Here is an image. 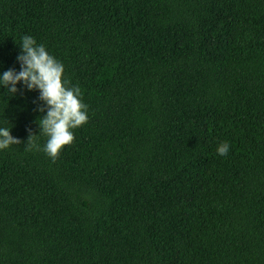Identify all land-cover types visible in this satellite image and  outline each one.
I'll return each mask as SVG.
<instances>
[{
  "label": "trees",
  "instance_id": "1",
  "mask_svg": "<svg viewBox=\"0 0 264 264\" xmlns=\"http://www.w3.org/2000/svg\"><path fill=\"white\" fill-rule=\"evenodd\" d=\"M24 35L89 121L26 151L39 92L0 88V264H264V0H0V74Z\"/></svg>",
  "mask_w": 264,
  "mask_h": 264
},
{
  "label": "clouds",
  "instance_id": "2",
  "mask_svg": "<svg viewBox=\"0 0 264 264\" xmlns=\"http://www.w3.org/2000/svg\"><path fill=\"white\" fill-rule=\"evenodd\" d=\"M21 53L17 56L20 71L9 69L0 74V88L6 93L17 94V85L23 83L28 91H38L39 101L43 102L36 111L45 113L36 123L39 126L37 135L29 128L26 151L42 150L55 160L66 146L75 141L74 130L86 125L89 121L88 106L83 102V94L79 86H73L65 75V66L49 53L43 44L30 35L21 37ZM12 128L0 127V150L9 149L22 142L13 137ZM40 137H46L41 148ZM217 152L225 156L229 152V144L222 143Z\"/></svg>",
  "mask_w": 264,
  "mask_h": 264
}]
</instances>
